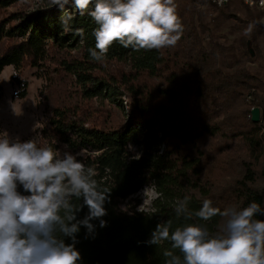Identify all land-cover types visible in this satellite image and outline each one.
Instances as JSON below:
<instances>
[{
  "label": "trees",
  "instance_id": "1",
  "mask_svg": "<svg viewBox=\"0 0 264 264\" xmlns=\"http://www.w3.org/2000/svg\"><path fill=\"white\" fill-rule=\"evenodd\" d=\"M21 1L29 0H0V11ZM41 1L0 19V73L5 66L34 67L42 75L53 62L62 84L73 88L65 100L58 94L37 142L78 154L111 190L106 226L93 220L95 238L85 239L83 227L77 234L81 264H163L168 243H144L160 221L215 230L219 216L175 217L174 202L185 195L193 211L206 198L221 209L253 200L264 207V26L244 33L264 8L242 0L221 7L176 0L183 34L175 47L132 51L114 42L101 64L88 54L95 44L91 18L77 15L72 22L83 28L81 39L63 32L62 12ZM253 107L258 122L250 119ZM145 185L157 194L150 210L121 209ZM86 213L82 207L77 218Z\"/></svg>",
  "mask_w": 264,
  "mask_h": 264
},
{
  "label": "clouds",
  "instance_id": "2",
  "mask_svg": "<svg viewBox=\"0 0 264 264\" xmlns=\"http://www.w3.org/2000/svg\"><path fill=\"white\" fill-rule=\"evenodd\" d=\"M223 0H217L222 3ZM264 3V0H261ZM48 6L62 12L63 32L84 37L83 28H72L78 15H87L96 25L92 30L94 47L89 57L104 63L114 42L132 51L175 47L183 34L176 0H47ZM71 5V9L65 6ZM264 26V18L250 22L244 33ZM14 115L21 114L13 110ZM67 148V146H65ZM129 150L132 146L129 144ZM96 170L84 164L78 154L35 138L21 142L7 130H0V264H81L75 245L81 227L84 238H95L97 220L103 228L104 207L111 190L102 187ZM191 197L176 199L177 219L202 222L219 216L215 230L200 222L172 227L171 220L160 221L151 230L147 245L163 249V264H264V207L256 201L246 206L223 209L211 199L189 208ZM87 213L77 218L82 207ZM69 241L65 242V239Z\"/></svg>",
  "mask_w": 264,
  "mask_h": 264
},
{
  "label": "rangeland",
  "instance_id": "3",
  "mask_svg": "<svg viewBox=\"0 0 264 264\" xmlns=\"http://www.w3.org/2000/svg\"><path fill=\"white\" fill-rule=\"evenodd\" d=\"M41 3V0L18 2L0 11V19L14 12H28L42 5ZM49 63L48 66L46 64V72L42 75L40 70L34 67L18 71L12 66H5L0 73V130H7L10 137H18L21 142L30 138L37 140V130L46 123L50 107L58 103V94L65 100L68 92L73 89L69 84H62L60 77L53 70L55 63ZM49 78L53 79L52 85L48 81ZM56 85L59 87L57 92L53 90ZM20 108L21 114L14 115L12 109L18 112ZM156 196L154 189L145 185L135 195L123 201L120 207L125 210L134 206L137 211H149Z\"/></svg>",
  "mask_w": 264,
  "mask_h": 264
},
{
  "label": "built area",
  "instance_id": "4",
  "mask_svg": "<svg viewBox=\"0 0 264 264\" xmlns=\"http://www.w3.org/2000/svg\"><path fill=\"white\" fill-rule=\"evenodd\" d=\"M211 3L215 4L217 7H221L222 5L226 4L228 0H223L222 3H217V0H210ZM242 2L251 7V8H257V9H263L264 3L261 2V0H242Z\"/></svg>",
  "mask_w": 264,
  "mask_h": 264
},
{
  "label": "water",
  "instance_id": "5",
  "mask_svg": "<svg viewBox=\"0 0 264 264\" xmlns=\"http://www.w3.org/2000/svg\"><path fill=\"white\" fill-rule=\"evenodd\" d=\"M249 51L252 54V50L250 49ZM250 119L252 122H258L259 121V109L257 107L251 108ZM263 171H264V166H263Z\"/></svg>",
  "mask_w": 264,
  "mask_h": 264
},
{
  "label": "crops",
  "instance_id": "6",
  "mask_svg": "<svg viewBox=\"0 0 264 264\" xmlns=\"http://www.w3.org/2000/svg\"><path fill=\"white\" fill-rule=\"evenodd\" d=\"M262 18H264V16Z\"/></svg>",
  "mask_w": 264,
  "mask_h": 264
}]
</instances>
